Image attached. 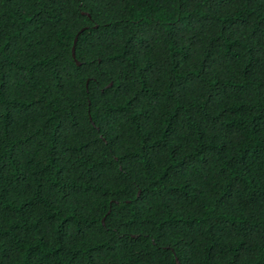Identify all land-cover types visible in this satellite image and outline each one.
Here are the masks:
<instances>
[{
  "label": "trees",
  "instance_id": "trees-1",
  "mask_svg": "<svg viewBox=\"0 0 264 264\" xmlns=\"http://www.w3.org/2000/svg\"><path fill=\"white\" fill-rule=\"evenodd\" d=\"M0 264H264V0H0Z\"/></svg>",
  "mask_w": 264,
  "mask_h": 264
},
{
  "label": "water",
  "instance_id": "water-1",
  "mask_svg": "<svg viewBox=\"0 0 264 264\" xmlns=\"http://www.w3.org/2000/svg\"><path fill=\"white\" fill-rule=\"evenodd\" d=\"M82 15H85L86 17H88L89 18V16L87 15V14H85V13H81ZM95 27V26H94ZM83 31V29H80L76 34H75V36H74V38H73V41H72V46H71V56H72V58H74V44H75V42H76V39H77V36L81 33ZM75 65L76 66H78L79 65V63L75 60ZM110 86V84H108L106 87H109ZM101 223H102V221H101Z\"/></svg>",
  "mask_w": 264,
  "mask_h": 264
}]
</instances>
